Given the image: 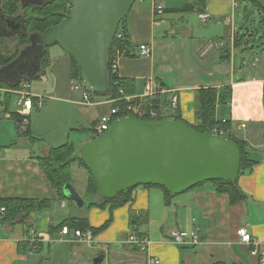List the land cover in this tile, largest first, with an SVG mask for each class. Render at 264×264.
<instances>
[{
    "label": "crops",
    "instance_id": "1",
    "mask_svg": "<svg viewBox=\"0 0 264 264\" xmlns=\"http://www.w3.org/2000/svg\"><path fill=\"white\" fill-rule=\"evenodd\" d=\"M162 3L164 13L157 16L153 0H138L126 18L128 45L118 72L129 84L124 96L150 101L146 98L149 86L156 93L155 107L161 117L174 120L179 116L187 125L197 126L199 92L231 88L232 99L217 105L215 117L220 123L225 120L229 132L256 153L253 170L238 177L244 198L231 204L227 195L208 183L172 197L159 187L141 186L133 191V201L112 215L108 208L97 207L84 213L75 202L60 198L39 159L66 144L74 145L80 154L97 137L98 119L109 115L116 103L105 96H94L91 104L85 103L82 94L72 88L77 81L72 78L68 54L55 45L48 49L47 68L28 82L35 105L40 101L43 106L32 109L25 133L20 129V87L14 89L0 78V200L51 202L47 209L28 214L25 221H21L25 213L8 219V212H0V264L49 263L41 255L44 246L62 238L81 252L84 246L71 243V237L61 236L56 228L70 219H87L99 228L111 218L91 248L97 257L106 256L102 264H149L150 256L161 264H258L250 254L251 246L240 242L238 230L246 228L264 249V28L259 31L250 17L264 23V0H208L202 13L184 11L194 0ZM202 15L209 16L208 22H203ZM142 45L152 47L150 57L139 55ZM11 95L17 97L16 106L11 105ZM175 95L177 109L171 105ZM73 169L81 172L84 168L74 165ZM88 179L89 174L87 184ZM61 211L64 215L57 216ZM133 214L139 216L134 229L152 244L149 253L125 244ZM32 230L41 243L29 255L27 240ZM195 230L203 245L173 244V232L189 235Z\"/></svg>",
    "mask_w": 264,
    "mask_h": 264
},
{
    "label": "water",
    "instance_id": "2",
    "mask_svg": "<svg viewBox=\"0 0 264 264\" xmlns=\"http://www.w3.org/2000/svg\"><path fill=\"white\" fill-rule=\"evenodd\" d=\"M0 0V38L26 34L24 19L8 17ZM42 5L52 0H21ZM72 11L67 22L43 35H32L31 45L0 70V78L17 84L36 77L44 46L57 43L77 63L81 80L94 93L108 94L109 53L121 23L138 0H65ZM80 158L97 184L101 199L144 186L162 187L179 195L200 184L235 181L241 171V149L229 138L199 133L186 123H150L123 117L100 138L84 145ZM64 196L79 208L84 199L71 184ZM105 255L96 257L102 264Z\"/></svg>",
    "mask_w": 264,
    "mask_h": 264
},
{
    "label": "trees",
    "instance_id": "3",
    "mask_svg": "<svg viewBox=\"0 0 264 264\" xmlns=\"http://www.w3.org/2000/svg\"><path fill=\"white\" fill-rule=\"evenodd\" d=\"M208 0H194L193 6H186L184 11H190L197 9L198 13H202L206 2ZM253 2H257V0H252ZM2 9L6 16L8 17H22L25 22L26 34L19 35L17 37V41L19 46L16 51L12 52L6 47H3L5 43L1 38L0 42V70L7 68L10 66L20 55L21 49L24 47H28L31 45L30 37L32 35H43L50 29H54L67 22L70 18V14L72 11V7L65 0H52L51 2L44 3L42 5H23L21 0H3L2 1ZM126 19L120 25V32L124 34L125 39H115L112 45V48L109 53V59L111 60L116 49H119L123 54L125 48L128 45V36L127 29L125 27ZM58 45L55 43L54 45L44 46L42 51V56L40 59V69L44 71L48 63L49 52L48 49L52 46ZM70 61L72 63V78L78 82H82L81 80V70L74 59L68 54ZM34 77L33 79H35ZM26 80V82H30L31 80ZM22 82L14 84L12 88L17 89L20 87ZM128 82L126 80L121 79L117 75H112L109 73V87L110 92L108 94H100L94 93L95 96L99 97H107L110 100H117L116 106L119 107V113L114 117L115 122L119 118L123 117H133L137 120L139 118L130 114L127 110V104L123 99H121L120 91H123L124 95H127V87ZM8 97V94H6ZM232 99V89H206L201 90L198 94L197 98V119L199 124L197 126H190L194 130L199 133H211L216 128H225L227 130L230 129L228 123H220L216 120V107L218 104H225ZM145 108H149L150 106H157L156 101H147L145 102ZM157 109V107H155ZM164 120H168V118L159 117L157 119H151L150 117L143 118L142 121L150 122V123H158ZM176 121L183 122L179 116H176ZM184 123V122H183ZM94 139H97L94 138ZM229 139L232 140L242 152L241 158V171L240 175L251 172L257 163L253 158L252 154L248 150V144L242 140L237 139L233 134L229 136ZM40 162L42 163L43 170L50 181V184L54 189L58 191L60 198L66 199L64 196V187L68 184L73 185V166L78 165L79 167L87 170L89 174L88 184H87V195H98L97 184L94 180L92 174L83 163L80 158V154L78 153L77 148L72 144H66L60 146L58 148H53L50 151L49 156L40 158ZM208 184H212L216 187L218 193L227 195L230 199L231 204H235L241 201L244 196L242 195L239 187H238V178L235 181H210L206 182ZM206 183L200 184L197 187L204 185ZM145 188H150L153 186H144ZM195 187V188H197ZM163 189L167 196L172 197L166 189ZM136 189V188H135ZM135 189L126 191L120 195H118L114 199H101V203H92L90 207H97L101 209H109L110 214L112 215L113 211L119 208H122L128 205L133 201V191ZM51 202L45 200H0V207L6 208V212H8V219H18L20 215L25 213V217L21 219V221H25L24 219L28 214L33 212L34 210L47 209L50 206ZM138 215L133 214L131 218V225L134 227L139 223ZM112 218L108 220L104 225L99 228L92 227L87 219H70L65 220L59 225L57 229H62L67 226L71 230H81V231H92L94 236L104 232L108 226L110 225ZM139 234V233H138ZM142 236L143 234H139ZM215 264H224L221 262Z\"/></svg>",
    "mask_w": 264,
    "mask_h": 264
},
{
    "label": "built area",
    "instance_id": "4",
    "mask_svg": "<svg viewBox=\"0 0 264 264\" xmlns=\"http://www.w3.org/2000/svg\"><path fill=\"white\" fill-rule=\"evenodd\" d=\"M154 3V12L157 16H160L164 13V5L162 0H153ZM201 19L203 22H208L209 16L202 15ZM115 39L124 40V34L118 30ZM139 55L141 57L148 58L152 55V47L149 45H142L139 49ZM123 56V53L116 49L112 59H109V73L112 75H118L120 58ZM74 91H81L83 101L85 103L91 104L93 102V98L95 96L94 92L83 82H74L72 86ZM30 86L29 83L23 81L20 85L19 95L21 96L19 105L22 107V110L19 113L21 117L20 120V129L22 132L28 131L29 125V115L34 107L42 108L43 103L37 102L35 105V100L29 92ZM121 99L125 101L127 104V110L133 116L142 120L143 118L150 117L151 119H157L161 117L159 111L155 109L154 106H150L148 109L145 108V102L139 99H130L124 96L123 91H120ZM146 98L150 99V101L156 100V93H154L149 86H147ZM117 103V100H111ZM171 105L173 108L177 109L179 106L178 96L175 95L171 100ZM120 109L118 106H115L109 115L103 116L96 122L94 126V130L96 132L97 138L102 137L105 133L110 129L114 117L119 113ZM226 121H223L225 124ZM245 128V125L242 126ZM212 135H216L222 138H229L231 132L225 128H216L211 133ZM1 214L6 213V208L0 209ZM60 235L63 237H71L69 241L71 243H78L87 246L88 248H94L96 245L95 236L92 231H81V230H71L69 227L65 226L61 229ZM238 236L240 238V242L245 245L251 246V256L258 259V264H264V249L261 248L262 244L259 241L253 239L252 235L248 232L246 228H241L238 230ZM29 244V255H33L39 248L41 243L40 237L36 234L34 230L30 231V238L27 240ZM172 242L174 245L179 247H197L203 245V239L198 230H195L188 234H183L178 231L172 233ZM127 246L132 247L133 249L143 252L149 253L151 248V242L147 236H140L138 232L132 228L129 232L127 240L125 242ZM264 246V245H263ZM149 264H161L160 259L154 258L152 256L148 259Z\"/></svg>",
    "mask_w": 264,
    "mask_h": 264
},
{
    "label": "rangeland",
    "instance_id": "5",
    "mask_svg": "<svg viewBox=\"0 0 264 264\" xmlns=\"http://www.w3.org/2000/svg\"><path fill=\"white\" fill-rule=\"evenodd\" d=\"M258 16V13L256 12V17ZM254 22V25L257 26V29L260 31L264 28V23L259 21L258 18H253L250 16ZM4 44L3 47L6 46L13 54V52L16 51L17 47L19 46L18 39L17 37L15 38H10V39H3ZM1 42V39H0ZM57 47H60L57 45ZM26 47L22 48L25 49ZM61 49V48H60ZM259 53H261V50H259ZM254 60V56L249 58V63L250 61L252 62ZM78 82V81H77ZM80 83V82H78ZM78 92V91H77ZM94 92V91H93ZM79 94H82L81 91L78 92ZM11 105L16 106L17 103V97L16 95H11ZM248 150L252 154V157H256V153L252 150L250 146H248ZM73 177H74V184H75V189L78 191V193L82 196L85 202V206L83 207L84 213H89L91 210L90 205L92 203H101L102 200L99 196H93V195H87L86 194V186H87V177L88 173L87 170L83 169V171L78 172L77 170L73 169ZM98 209V208H97ZM100 209V208H99ZM59 217H62L63 212L57 213L56 214ZM64 240L63 238L60 240H57L56 242H52L50 245L46 244L42 250L41 255L45 256L46 260L49 259V263L46 264H94L93 261L97 257L96 251H92L93 249L88 248L85 245L78 244L84 246L81 252H76L75 248L77 245L75 244H69L67 242L62 241ZM97 243V241H96ZM52 252V254H50Z\"/></svg>",
    "mask_w": 264,
    "mask_h": 264
}]
</instances>
